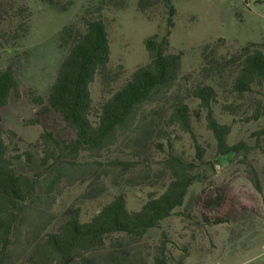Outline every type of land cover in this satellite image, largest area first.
Wrapping results in <instances>:
<instances>
[{"label": "trees", "instance_id": "obj_1", "mask_svg": "<svg viewBox=\"0 0 264 264\" xmlns=\"http://www.w3.org/2000/svg\"><path fill=\"white\" fill-rule=\"evenodd\" d=\"M41 1L60 12H67L72 6L56 0ZM110 6L112 0L88 6L76 22L60 33V46L66 44L70 48L60 64L44 110L57 114L73 137L66 141L48 131L40 135L38 145L45 156L43 170L36 178L17 173L15 161L19 157L10 154L9 135L13 134L5 129L1 112L11 97L19 93V83L13 66L0 69V264H149L143 240L178 209L189 207L190 211L196 207L194 213L207 226L226 224L235 213L234 194L229 190L212 188L202 199H188L190 188L199 179L195 166L167 155V183L161 191L150 194L139 210H130L122 195L86 221L80 217L79 209H71L67 218L51 230L55 220L51 209L62 180L69 173H81L77 181H87L86 170L100 165L96 161L80 162L81 152L99 158L122 137L135 145L150 141L151 149L155 133L159 140L168 141L165 123L192 133L194 112L187 100L198 102L222 157L240 151L241 144L229 146L231 127L217 120V106L235 117L237 100L259 94L262 100H258L249 120L264 118V43L249 42L235 52L228 51L224 57H219L209 45L204 46L201 72L209 82L198 84L186 96L173 95L182 72L181 54L171 51L170 36L176 16L173 0H138V10L148 21H154L152 12L163 8L165 32L144 40L148 63L137 68L106 101L95 104L92 86L99 78L106 79L111 59L104 18V11ZM30 18L28 8L17 0H0V51L15 48L26 37ZM218 43L225 49L223 41ZM221 87L230 95L223 102ZM160 103L158 112H146L148 106ZM43 105L40 100V106ZM155 146L162 147L157 143ZM197 152L202 154L199 149ZM247 172L255 190L262 194L256 170L250 167ZM184 257L174 259L165 242H161L151 264H183Z\"/></svg>", "mask_w": 264, "mask_h": 264}, {"label": "rangeland", "instance_id": "obj_2", "mask_svg": "<svg viewBox=\"0 0 264 264\" xmlns=\"http://www.w3.org/2000/svg\"><path fill=\"white\" fill-rule=\"evenodd\" d=\"M56 1L72 3V6L67 12H60L41 0H17L31 13L29 32L15 48L0 51V69L13 66L19 83V93L11 97L1 112L5 129L13 134L9 135L10 154L19 157L15 161L17 173L30 178H36L43 170L45 155L38 145L43 132H54L66 141L73 137L57 114L44 110L60 64L70 48L66 44L60 46V33L64 27L76 22L88 6L101 0ZM116 2L121 5H114ZM173 2L176 16L170 36L171 51L182 56L181 76L173 89L175 97L186 96L198 84L209 82L204 80L201 72L204 46L209 45L219 57H224L228 51L235 52L249 42L264 43V0ZM137 4L138 0H112V6L104 11L111 59L106 79L99 78L92 86L95 104L106 101L137 68L148 63L144 40L165 32L163 8L152 12L154 21H148L139 12ZM220 41L224 42L225 49L219 47ZM223 88L219 89L222 102L230 97ZM40 100L43 106H40ZM168 100L171 102V98ZM258 100H262L259 94L237 100L235 117L219 106L215 108L217 120L231 127L229 146L241 144L240 151L224 157L219 156L205 114L193 100H187L194 112L192 133L165 123L163 128L168 141L159 140L155 133L151 149L148 148L150 141L146 145H135L122 137L99 158L81 152L80 162L96 161L100 165H94V170H86L87 181H77L81 173H69L62 180L51 209L55 217L51 230L67 218L71 209H79L80 217L86 221L122 195L130 210H139L150 194L161 191L167 183L166 156L173 155L191 162L199 176L189 190L188 199H202L212 188L229 190L234 194L235 213L226 224L207 226L194 213L196 207L190 211L189 207L178 209L171 218L148 232L143 240L148 263L151 264L155 249L165 242L174 259L185 256L183 264H264V118L249 120ZM159 108L161 103L148 106L146 112H158ZM198 149L202 154H198ZM215 162L220 164V170ZM250 167L258 174L262 194L255 190L249 179L247 171Z\"/></svg>", "mask_w": 264, "mask_h": 264}, {"label": "water", "instance_id": "obj_3", "mask_svg": "<svg viewBox=\"0 0 264 264\" xmlns=\"http://www.w3.org/2000/svg\"><path fill=\"white\" fill-rule=\"evenodd\" d=\"M215 165H216L217 169L220 170V164H218L217 162H215Z\"/></svg>", "mask_w": 264, "mask_h": 264}]
</instances>
